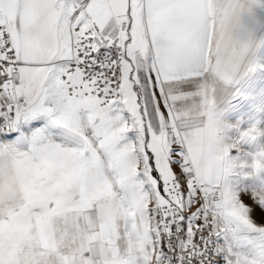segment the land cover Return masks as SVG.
Listing matches in <instances>:
<instances>
[{"label":"snow or ice","instance_id":"1","mask_svg":"<svg viewBox=\"0 0 264 264\" xmlns=\"http://www.w3.org/2000/svg\"><path fill=\"white\" fill-rule=\"evenodd\" d=\"M258 3L0 0V264H247L264 192L229 180L264 112L237 142L215 106Z\"/></svg>","mask_w":264,"mask_h":264},{"label":"rangeland","instance_id":"2","mask_svg":"<svg viewBox=\"0 0 264 264\" xmlns=\"http://www.w3.org/2000/svg\"><path fill=\"white\" fill-rule=\"evenodd\" d=\"M264 52V48H263ZM247 80L241 85L222 107L215 108L216 114L228 125L229 131H235V136L228 137L229 140H237L245 129L259 130L261 126L260 114L264 112V53L257 58ZM255 106L257 116L250 121V112ZM264 148V139L259 138L256 142L240 143L239 151L233 153V171L229 180V186L237 191L245 202H250L254 193L264 192V172L255 173L251 165L254 154ZM235 232V229H229ZM253 244L247 253V264H261L264 261V241L253 234ZM220 244L230 246L225 238L220 239ZM225 261L226 257H221Z\"/></svg>","mask_w":264,"mask_h":264},{"label":"crops","instance_id":"3","mask_svg":"<svg viewBox=\"0 0 264 264\" xmlns=\"http://www.w3.org/2000/svg\"><path fill=\"white\" fill-rule=\"evenodd\" d=\"M237 36L242 43L248 45L249 51L246 57L248 66L253 67L264 48V0H259L250 12H246L240 19ZM249 74L242 78L237 85L224 94L217 97L215 108L222 107L233 96L234 92L245 83Z\"/></svg>","mask_w":264,"mask_h":264},{"label":"built area","instance_id":"4","mask_svg":"<svg viewBox=\"0 0 264 264\" xmlns=\"http://www.w3.org/2000/svg\"><path fill=\"white\" fill-rule=\"evenodd\" d=\"M219 243H220V241H219ZM222 260V259H221Z\"/></svg>","mask_w":264,"mask_h":264}]
</instances>
